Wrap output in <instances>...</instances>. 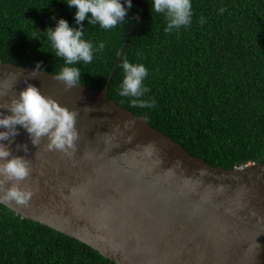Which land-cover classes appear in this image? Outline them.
<instances>
[{
    "label": "water",
    "instance_id": "1",
    "mask_svg": "<svg viewBox=\"0 0 264 264\" xmlns=\"http://www.w3.org/2000/svg\"><path fill=\"white\" fill-rule=\"evenodd\" d=\"M132 3L143 11L103 89L79 82L66 90L57 74L43 70L32 78L35 66L0 61V87L12 85L0 102L10 103L32 84L79 112L72 156L48 151L46 137L34 146L20 125L11 145L0 142L13 156L31 162L32 173L20 186L34 193L27 207L4 205L116 264H264V162L214 166L109 96L126 47L148 10L144 0ZM17 144H27L29 151H16Z\"/></svg>",
    "mask_w": 264,
    "mask_h": 264
},
{
    "label": "trees",
    "instance_id": "2",
    "mask_svg": "<svg viewBox=\"0 0 264 264\" xmlns=\"http://www.w3.org/2000/svg\"><path fill=\"white\" fill-rule=\"evenodd\" d=\"M148 4L122 57L142 64L148 75L141 97L121 96L124 79L118 67L109 96L144 116L156 129L214 166L232 168L264 162V0H190L191 23L171 33L166 14ZM68 0H0V61L36 66L58 74L68 66L47 39L48 28L65 19L83 28L93 45V60L70 67L79 82L103 89L122 45L143 7L132 3L125 20L111 29L78 25ZM120 2L127 7L124 0ZM225 11L221 13L220 9ZM203 18L204 23H201ZM103 50H96L100 43ZM154 107L132 105L133 100ZM0 264H116L86 243L17 214L0 203Z\"/></svg>",
    "mask_w": 264,
    "mask_h": 264
},
{
    "label": "clouds",
    "instance_id": "3",
    "mask_svg": "<svg viewBox=\"0 0 264 264\" xmlns=\"http://www.w3.org/2000/svg\"><path fill=\"white\" fill-rule=\"evenodd\" d=\"M125 2L127 7L120 0H68L67 4L76 9L75 21L78 25L90 13L88 23H98L101 28L107 30L125 20L127 10L132 7V0H125ZM191 7L190 0H153L151 5L155 13L166 14L167 26L164 29L166 33L191 23ZM220 11L223 13L225 9L221 8ZM200 22L204 23L203 18ZM82 29V27L71 28L65 19H59L54 29L48 28L45 31L48 41L55 49V55L62 57L68 65L54 77L63 82L66 90L78 85L81 77L80 69L70 66L80 61L89 64L93 60V45L81 39ZM104 47V43L101 42L96 50H103ZM120 67L125 75L119 94L125 97L143 96L148 91L142 86L143 79L148 75L146 68L142 64H132L127 59L121 63ZM41 73L43 69L41 62H38L35 70L30 72V76L36 78ZM11 87L12 85L7 83L0 87V100L8 96V90ZM132 105L151 108L155 106V100L147 102L134 99ZM0 109H7L12 113L7 116L0 113V128L6 129V131H0V142L8 141V145H11L14 137L19 134L16 126L20 125L27 131L34 146L39 145L41 139L46 137L48 151H60L68 156L75 153L76 141L79 139L75 126L79 115L77 110L70 111L67 107L61 106L55 99L43 95L39 88L32 84H28L24 90L20 91L18 98H11L10 103L0 102ZM85 111H92V109L85 108ZM8 145L0 143V203L11 205L14 202L18 206L27 207L34 193L20 185L32 173L31 162L23 156H13ZM21 150L27 153L29 151L27 144H17L16 151ZM251 163L253 162L239 166ZM40 174L43 175L42 172Z\"/></svg>",
    "mask_w": 264,
    "mask_h": 264
}]
</instances>
